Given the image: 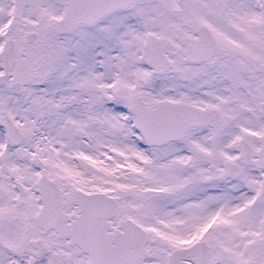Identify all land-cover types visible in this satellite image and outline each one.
Here are the masks:
<instances>
[{"label":"snow or ice","instance_id":"snow-or-ice-1","mask_svg":"<svg viewBox=\"0 0 264 264\" xmlns=\"http://www.w3.org/2000/svg\"><path fill=\"white\" fill-rule=\"evenodd\" d=\"M0 264H264V0H0Z\"/></svg>","mask_w":264,"mask_h":264}]
</instances>
